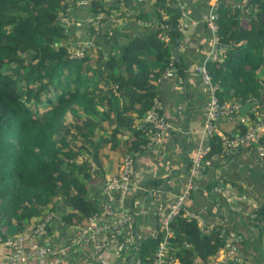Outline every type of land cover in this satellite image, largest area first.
<instances>
[{"label":"trees","instance_id":"16d2710c","mask_svg":"<svg viewBox=\"0 0 264 264\" xmlns=\"http://www.w3.org/2000/svg\"><path fill=\"white\" fill-rule=\"evenodd\" d=\"M80 1L87 4L93 20L107 10L115 16L118 9H107L106 0H0V218L1 229L7 226L10 231L5 240L32 234L50 216L48 231L57 218L70 227L86 223L101 209L92 198L95 181L106 177L105 164L113 165L114 176L126 156L136 164L150 143L152 126L145 119L172 57L168 42L158 35L164 24L169 25L168 36L176 33L177 16L171 15L175 8L171 0H147L157 12L171 16L163 20L159 15L158 28L152 26L144 37H128L121 45L108 42L106 29L102 33L103 28L91 21L90 34L83 38L103 35V43L94 41L82 59H71L69 52L77 50L80 41L71 36L70 23L63 19ZM247 5L249 11L242 14L219 8L218 43L229 48L222 61L208 67L221 102L240 107L255 102L260 114L255 115L254 107L247 117L260 122L264 0H248ZM246 128L241 124L239 133ZM245 150L255 154L253 147ZM221 151L217 138L211 156ZM133 220V243L117 259L134 257L128 264H151L160 238L154 239L153 232L138 243ZM251 221L264 233V205L255 209ZM215 226L224 231L222 236L216 231L205 234L197 221L179 217L171 225L170 255L177 264H195L197 259L212 264L225 249L229 233L237 234Z\"/></svg>","mask_w":264,"mask_h":264},{"label":"crops","instance_id":"0c3cea01","mask_svg":"<svg viewBox=\"0 0 264 264\" xmlns=\"http://www.w3.org/2000/svg\"><path fill=\"white\" fill-rule=\"evenodd\" d=\"M243 1H170L175 8L171 15L177 16L178 25L186 26L178 27L175 36L169 35L167 42L172 55L170 68L158 82L157 96L164 105L171 128L160 143L148 146L136 158L134 183L140 189L131 191L133 193H130V199L128 197V205L133 211L134 232L138 235L137 242L140 244L152 237L158 227L159 216L166 213L184 195L193 159L206 142L203 131L210 91L195 67L209 61V57L216 50L223 52L225 56V51L229 48L228 45L214 43L206 27L207 17L212 11L219 12L221 6L237 9L242 14ZM129 7L142 24L130 19L108 42L115 40L121 45L128 41V37H144L159 23V15H162L163 20L171 16L165 12H157L148 2L139 4L136 0H129ZM140 13L146 15L147 19H142ZM253 111L256 116L261 112L258 106ZM240 127L238 115L221 125L222 130L228 134H239ZM214 156L212 166L202 174L196 182V189L185 199V206L200 215L206 224L221 225L236 232L241 240L240 250L247 264H264V233L251 221L255 209L264 205V164L259 162L251 150L231 157ZM105 169L106 177L96 180L93 189L92 200L99 208L104 179L110 177V173L114 174L113 165L105 164ZM216 187L219 188L218 191L215 190ZM58 219L49 234L40 241L41 245L51 246L52 253L37 258L28 246L26 255L29 260L26 264H128L130 260H134V257H130L127 261V256L117 259L114 249L102 257H97L91 243L72 246L71 240L77 233L76 226H66ZM8 230L7 234L10 232ZM100 239L105 240L106 237L101 236ZM10 252L7 248L0 253V264H8L6 262L11 257ZM220 254L214 262L210 260L212 264L216 263ZM195 264L208 263L197 259Z\"/></svg>","mask_w":264,"mask_h":264},{"label":"built area","instance_id":"2783aa9c","mask_svg":"<svg viewBox=\"0 0 264 264\" xmlns=\"http://www.w3.org/2000/svg\"><path fill=\"white\" fill-rule=\"evenodd\" d=\"M139 4L147 3V0H136ZM248 0L242 2L244 12H248ZM108 5H117L118 9L115 16H109L107 12L100 14L97 20L91 19L92 22L96 21V25L106 24L111 26L113 31L121 29L130 19L139 24L142 21L136 17V13L129 7V0H106ZM240 8V7H238ZM107 14V15H106ZM163 17L165 15L163 14ZM105 19V20H104ZM219 13L215 10L209 13L206 20V27L211 33L212 39L216 45H219ZM186 25L180 24L179 28H184ZM158 28V24L155 26ZM169 25L164 24L161 26V31L158 35L162 41L169 40L168 32ZM110 34H112L110 32ZM85 39V38H84ZM78 49L69 52L71 59H82L85 55V50L92 47L90 42L77 43ZM224 53L218 50L214 51L209 57V61L199 64L195 67L197 74L201 77L205 86L210 91L209 99L206 105V117L204 121V136L206 142L201 147L195 158L193 159L190 167L187 188L184 195L180 196L170 207V209L159 216V229L153 233V238L160 241L154 253V260L151 264H177L176 260L171 256L173 245L171 239L174 237L171 225L179 218L185 217L188 221H197L199 227L205 234H210L212 231L224 233L215 225H207L202 217L197 213L190 211L185 206V199L191 191L196 189V182L200 179L202 174L212 166L214 157L212 154V144L218 138L222 143L221 155L233 156L240 151L253 147L255 154L259 161L264 164V119L260 122H250L249 117L240 118L242 125L248 126L246 132L242 134L229 135L225 133L221 125L227 121L232 120L236 115H239L240 106L231 103L221 102L218 96L219 88L213 83L212 76L209 73L208 63H216L222 61ZM145 122L152 126L149 132V146L160 143L164 138V134L171 128L165 114V109L162 101L157 96L153 102V106L146 116ZM264 169V167H263ZM136 175V164L132 156H126L119 172L107 177L102 188V203L101 209L93 214L86 223L78 224L74 222L77 233L71 240L72 246L83 245L91 243L93 251L97 257H102L105 253L115 250L118 255L124 252L125 249L133 243L132 237V220L133 215L128 205V197L131 191L139 190V186L134 183ZM221 183V181H220ZM216 191L219 188H215ZM237 209V207H236ZM51 219H47L46 223L39 225L37 230L32 234H25L16 239L5 240L6 235L1 229L0 218V253L9 248L11 257L8 259V264H26L29 260L26 255V248L28 246L33 250L34 255L38 258H43L50 255L53 251L51 246L44 244H33L35 241L43 240L48 234V223ZM105 236L106 239H100ZM161 236V237H160ZM239 237L235 233H229L226 238L225 249L221 252L220 258L215 264H227L230 261L235 263H244L240 248ZM136 254L134 253L133 256ZM136 264H141L138 261Z\"/></svg>","mask_w":264,"mask_h":264},{"label":"rangeland","instance_id":"374dc122","mask_svg":"<svg viewBox=\"0 0 264 264\" xmlns=\"http://www.w3.org/2000/svg\"><path fill=\"white\" fill-rule=\"evenodd\" d=\"M78 8L73 10L72 13H69L68 16L66 15V19H63L64 23H70V27H71V36L76 39L79 42V45L82 43H87L90 42L91 44H94V41L98 42V43H102L104 36H100V37H87V38H83L84 35H89L90 34V27H91V16L88 14L87 10H88V6L86 3H83V1H80L78 4ZM107 5V9L109 7L108 3L106 2ZM108 10H107V14H108ZM141 14V13H140ZM101 28H103L102 33L104 32V30L106 29V33L109 37H114V34L118 31H113V29L111 28V26L104 24L101 25ZM110 32L112 34H110ZM102 47V46H99ZM5 218L8 219V217L6 216ZM2 225V224H1ZM3 232L7 235V229H9V227H4L3 228Z\"/></svg>","mask_w":264,"mask_h":264},{"label":"water","instance_id":"95a60500","mask_svg":"<svg viewBox=\"0 0 264 264\" xmlns=\"http://www.w3.org/2000/svg\"><path fill=\"white\" fill-rule=\"evenodd\" d=\"M255 102H248L241 106L239 110V117L244 118L248 115V113L255 107Z\"/></svg>","mask_w":264,"mask_h":264}]
</instances>
